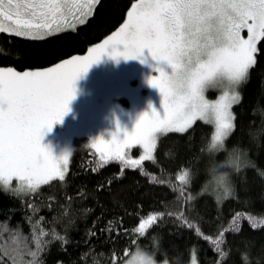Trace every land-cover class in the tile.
Returning a JSON list of instances; mask_svg holds the SVG:
<instances>
[{"label":"trees","instance_id":"trees-1","mask_svg":"<svg viewBox=\"0 0 264 264\" xmlns=\"http://www.w3.org/2000/svg\"><path fill=\"white\" fill-rule=\"evenodd\" d=\"M136 1L96 0L81 23L40 38L0 32V68L29 73L66 62L71 70L72 58L111 36ZM92 2L62 0L58 21H69L66 9ZM6 21L2 27L13 31ZM256 47V63L230 108L234 128L227 140L247 149L252 165L233 176L231 196L207 193L206 146L216 130L209 122L160 134L152 159L136 162L128 159L136 148L125 147L119 160L97 149L100 136L75 138L63 181L49 180L35 191L25 182L13 191L19 186L13 178L7 190L0 187V264H114L113 256L117 264L126 249L160 236L161 251L179 250L186 264H264V39ZM112 121L110 141L122 142ZM185 170L195 173L191 183L181 179Z\"/></svg>","mask_w":264,"mask_h":264},{"label":"snow or ice","instance_id":"snow-or-ice-1","mask_svg":"<svg viewBox=\"0 0 264 264\" xmlns=\"http://www.w3.org/2000/svg\"><path fill=\"white\" fill-rule=\"evenodd\" d=\"M63 7L62 0H8L6 6L0 0V16L12 22L16 35L23 36L32 29H51L58 24ZM244 28L249 34L246 40L239 36ZM4 30L0 26V32ZM258 37L264 39V0H139L114 45H122L123 50H111L110 56L136 60L147 49L158 65L163 61L171 68L169 75L157 66L159 78L146 80L163 97V114L152 110L147 116L140 115L122 142L106 146L108 154L123 160V149L138 143L144 158L152 159L157 133L184 131L206 117L215 122L212 144L232 132L231 104L238 101L236 89L247 81L256 63ZM102 55L109 53H99L71 70L46 74L0 68V184L5 190L13 178L19 182L13 191H19L25 182L35 191L41 183L64 180L68 154L55 159L40 141L44 131H51L69 110L74 81ZM217 77L238 86L221 88V101L212 103L205 99L203 89ZM96 147L99 150L101 145ZM188 176L185 170L181 179L187 182ZM113 261L115 264V256Z\"/></svg>","mask_w":264,"mask_h":264},{"label":"rangeland","instance_id":"rangeland-1","mask_svg":"<svg viewBox=\"0 0 264 264\" xmlns=\"http://www.w3.org/2000/svg\"><path fill=\"white\" fill-rule=\"evenodd\" d=\"M30 1L31 0H20V2L27 3ZM7 2L8 0H4L5 6L7 5ZM95 2L96 0H93L90 5H85L82 9H66V16L64 18L69 17V21L62 23V21L59 20L58 24H55L51 30L33 29L34 31H30L24 36L40 38L51 32L53 33L62 29L72 28L81 23L85 17L90 14ZM138 2L139 0L134 2L133 5ZM5 10L7 9L5 8ZM131 10H133V6L128 10L124 22L112 33L111 36L91 46L85 54L74 56L72 58V66H80L85 62L91 61L99 53L106 51L109 53V55H102L97 63L91 65L87 72L81 74L76 79L77 83L75 84L78 86L76 92L74 91V93H76L74 96L76 97L70 101L68 105L69 110L63 116L58 125L54 124L52 126L51 131H44L40 141L41 146L48 150L55 159H59L65 153L68 154L75 138L86 137V135L89 134L92 135L90 139L100 136L101 141L98 143L101 145L100 149L107 152L106 146L112 141H110L109 130L106 127L109 126V124H106V122L103 121L101 113L93 112L91 110V105L89 106L88 103L89 100L94 103L93 110L104 109L106 111V121L108 123L114 122L112 120L117 121L123 137L125 132L131 133L140 115L147 116L148 114H151L152 110H155L161 115L163 114L161 107L163 104V97L157 89L149 87L146 80L147 78L153 77L159 78L160 74L155 71L157 66L169 75L171 74V68L163 61L159 62L158 65L157 61H154L151 58L147 49H144L141 57L136 60H124L123 57L112 59L110 56L111 50L114 52L123 50L122 45H118L117 48L114 47V45L121 34L122 26H124L129 19V13ZM8 24L9 23L4 17L0 16V26ZM38 31H40V33H37ZM2 32L14 34V31H11V28L9 27L5 28ZM239 36L241 39H248L249 34L247 29H241ZM141 60L143 62H141ZM65 64L66 62H64V64L60 62L56 64L54 68H49L45 71L35 70L29 73L46 74L58 69V71L67 70ZM89 90H92L96 95L94 99H92ZM223 91L224 90L221 88H209L206 92L205 99L212 103L220 102ZM209 92L212 93V96L208 95ZM79 98L81 100H79ZM233 103L234 102H232V104ZM82 105H86V108H83ZM72 106L74 107L73 109H76L75 111L72 109ZM97 119L98 122L94 124L93 122ZM197 120L209 122L213 124L215 128V122L212 118L206 117ZM101 121L105 124H101ZM101 125L105 126L101 127ZM162 133H157V137ZM127 147L136 148L138 151L135 156L128 157L131 162L146 160V158H144L145 152L140 144L132 143Z\"/></svg>","mask_w":264,"mask_h":264},{"label":"clouds","instance_id":"clouds-1","mask_svg":"<svg viewBox=\"0 0 264 264\" xmlns=\"http://www.w3.org/2000/svg\"><path fill=\"white\" fill-rule=\"evenodd\" d=\"M238 86L235 82L227 80L225 77H217L211 86H205L203 95L211 88H231ZM255 135V134H254ZM231 132L226 133L221 140L206 146V152L210 157L208 167L207 193L215 197H229L235 191L233 176L237 172H242L252 165L251 157L248 150L240 145L228 146L227 140ZM159 137L156 138L158 143ZM223 154L224 159L216 161L215 157ZM195 179V173L189 172L188 182ZM0 187L4 188L3 184ZM163 237L160 236L150 242L148 245H136L128 249V255L122 260L118 259L117 264H186L183 254L179 250L171 253L161 251V242ZM99 257V254H93ZM107 255V254H105ZM99 264V261H96Z\"/></svg>","mask_w":264,"mask_h":264}]
</instances>
